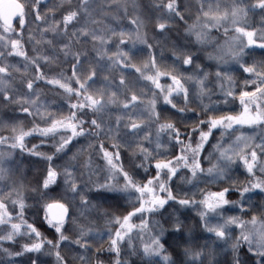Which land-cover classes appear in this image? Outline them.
I'll return each mask as SVG.
<instances>
[{"label": "snow or ice", "instance_id": "obj_1", "mask_svg": "<svg viewBox=\"0 0 264 264\" xmlns=\"http://www.w3.org/2000/svg\"><path fill=\"white\" fill-rule=\"evenodd\" d=\"M103 3L3 0L0 264H264V0H201L192 22L184 0ZM119 10L130 29L90 27Z\"/></svg>", "mask_w": 264, "mask_h": 264}, {"label": "rangeland", "instance_id": "obj_2", "mask_svg": "<svg viewBox=\"0 0 264 264\" xmlns=\"http://www.w3.org/2000/svg\"><path fill=\"white\" fill-rule=\"evenodd\" d=\"M52 0H47V2H51ZM55 2H59L61 3V0H54ZM152 3H154V0H149ZM201 2V0H184V3L185 5L187 6V10L185 11V15L186 16H190L191 19L189 20V22H192V20L195 19V15H196V11H197V7L199 6V3ZM231 0H219V3L221 4H224V3H230ZM132 3H135L134 1H131L130 0V5H129V8H128V12L130 13V15H135V12H133V9L131 7V4ZM3 4V0H0V6H2ZM136 4V3H135ZM137 5V4H136ZM108 7L109 5L107 4H104L103 3V0H100V4H98V8L99 7ZM113 8H115V4H112L111 5ZM58 11H56V16L59 17L60 16V12H61V9H57ZM137 12H144L142 10V8L140 9L139 7L136 9ZM49 15H51V13H49ZM99 19V23L97 24H94V25H91L90 27L92 28H95L97 29L98 31H100L101 33H103L105 30L107 29H111V28H115L117 29V31L119 30H128L130 29L132 26L129 24V20L128 18H125L123 16V13H122V10H119V11H112V12H106V13H101L98 17ZM248 22L250 24H255L256 26H259V23H260V20H259V17H256L255 20H253L252 17H249V20ZM148 25V24H147ZM32 28L33 30H35V25H32ZM149 29V27H148ZM147 27L145 29H143L144 32H146L147 34V38L148 40H150L151 42H153L154 44L157 43V38L153 35L152 31H148ZM152 30V29H151ZM222 31V30H221ZM173 36H176V33L173 32L172 34ZM216 37H220V43L223 44L224 40H223V37L221 36V33H215L214 36H213V40L215 41V38ZM118 39L119 37L116 36V37H112V42L110 45H108V47L112 48L113 51L115 50L116 46H117V42H118ZM164 45V41L163 40H160L159 41V46H163ZM32 44H26V48L30 51L31 48H32ZM87 47V50L89 52L90 55H95V49L93 48L92 46V43L89 42L88 45H86ZM129 47H131V45H129ZM144 49V46L143 45H140V44H137L136 45V48H135V52H140V51H143ZM166 50V55H165V58H167L168 56H170V51L167 47L164 48ZM144 59H146V56L144 55L143 57ZM10 59H13L14 61H18L19 58H10ZM20 64H22V61L19 62ZM204 63H211L210 61H208L207 59L204 60ZM19 66V65H18ZM54 67V66H53ZM67 67V65L65 66ZM231 68L232 72L231 74L234 76V73L237 70V66L235 64H232L230 66H228ZM215 70V65L213 64V67L212 69H209V71H213L214 72ZM106 75H112V76H116L117 80L119 78L118 74L117 73H114L111 71V68H109L106 73ZM210 79H215V77H210ZM129 82L133 85L136 84V80H135V73H132V75L129 77ZM163 82V81H162ZM100 83H104L103 81V77H101V81ZM140 83H144L143 81H141ZM50 87V86H48ZM137 92H140L141 89L139 87L136 88ZM48 98L50 100H59V97H53L52 93H48ZM213 99H215V97H213ZM63 111L65 114H67V106L66 105H63ZM235 107L237 110H239V104H238V101L236 102L235 104ZM20 113L17 112V113H13L11 112L9 109H3V110H0V120H4V121H7L10 117L14 116V115H19ZM105 120H115L116 119V115H115V112H112V113H108L105 115ZM31 119V118H29ZM32 140V143H34L35 145L39 146L41 148V150L43 151H47L50 147V144H41V138L40 137H35V138H30ZM88 144H89V141L85 140L83 141V144L82 145H78V147H83L85 149V158H87V153L89 151H91V149L88 148ZM30 147L32 146V144L29 145ZM18 159H24L26 161H30V160H34L36 158L32 157V158H29L27 157V154L25 153L22 157H18ZM35 165H32L30 163H25L24 167H23V175L26 177L27 181L29 182V179H28V172L34 168ZM37 166V165H36ZM39 168H43V164L41 163L40 164V167ZM84 171V176H85V179H87V171L86 170H83ZM103 172H100L98 175L96 176H93L92 179L93 180H102L103 179ZM32 182V181H31ZM29 182V183H31ZM28 196V203L29 204H33L34 201L31 199L32 197V193L29 192L26 194ZM34 211V208L30 207L28 209V219L29 220H32L34 219V217L32 216V213ZM235 211V210H233ZM194 215V214H192ZM136 223L138 224L139 223V220H136ZM105 224L106 222L104 220H99V221H93V225L94 227L96 228V230L98 231H102L105 229ZM45 259H48V257H45Z\"/></svg>", "mask_w": 264, "mask_h": 264}, {"label": "trees", "instance_id": "obj_3", "mask_svg": "<svg viewBox=\"0 0 264 264\" xmlns=\"http://www.w3.org/2000/svg\"><path fill=\"white\" fill-rule=\"evenodd\" d=\"M131 1H134L137 5H138V7L141 9L142 8V10L144 11L145 10V8L147 7V6H149V5H151V2L149 1V0H131ZM117 2H123V0H117ZM58 4H60L58 1L57 2H55L54 0H52L51 2H49L48 3V5L49 6H53V5H58ZM130 5V4H129ZM57 9H59V8H57ZM56 9V11H58ZM59 12V11H58ZM148 27H149V29H148ZM147 29H148V31L150 32V31H152V33H153V29H152V26H151V24H148L147 25ZM152 29V30H151ZM154 35V34H153ZM136 55H137V58H138V60H140V61H142V60H144V53H143V51H140V52H137L136 53ZM164 55H166V50L164 49ZM234 77H235V79L237 80V81H239V72L238 71H236L235 73H234ZM181 127H183V125L181 124ZM40 167V164L39 165H35L34 166V168H32L29 172H28V179H29V182H33L34 181V178L35 177H37L38 175H39V173H40V170H41V168H39ZM242 179V178H241ZM254 200H256L257 202H258V200H259V197H254ZM44 227H46V226H44ZM104 247L105 248H107V243H105L104 244ZM105 255H107V253H105Z\"/></svg>", "mask_w": 264, "mask_h": 264}, {"label": "water", "instance_id": "obj_4", "mask_svg": "<svg viewBox=\"0 0 264 264\" xmlns=\"http://www.w3.org/2000/svg\"><path fill=\"white\" fill-rule=\"evenodd\" d=\"M0 10H2V6H0ZM15 23H16V22L14 21V25H15Z\"/></svg>", "mask_w": 264, "mask_h": 264}]
</instances>
